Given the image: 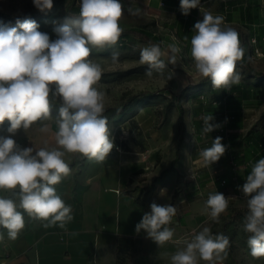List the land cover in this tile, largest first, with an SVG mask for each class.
<instances>
[{"label": "clouds", "instance_id": "clouds-1", "mask_svg": "<svg viewBox=\"0 0 264 264\" xmlns=\"http://www.w3.org/2000/svg\"><path fill=\"white\" fill-rule=\"evenodd\" d=\"M33 4L45 12L52 9L53 0H33ZM199 5L200 0H180L185 16ZM124 11L120 0H81L79 14L66 16L54 27L55 40L39 31V25L31 18H18L15 26L0 24V126L8 122L10 134L0 136V190L12 191L18 197V202L0 197V229L7 230L8 239L15 240L24 229L25 213L52 225L59 223L61 228L73 219L71 206L66 205L54 187L71 171L66 153L102 162L112 151L108 121L102 115L104 93L94 87L102 72L89 56L92 48L118 42ZM127 11L139 15V9L129 7ZM200 11L203 19L194 24L195 34L190 41L196 74L209 79L214 89H228L240 81L236 64L243 58L244 49L239 35L225 25L223 16L201 8ZM169 49L170 55L159 45L141 49L140 62L148 65V76L153 69L162 72L166 67L162 57L166 55L169 63H176L180 49L175 45H169ZM112 60H118V53H113ZM50 97L61 101L55 134L58 147H20L13 136L50 116ZM202 119L205 134L221 127L211 123L212 115ZM222 139L216 137L211 147L199 152L205 166L225 154L227 146ZM239 190L248 197L244 231L251 234L247 240L250 255L259 259L264 257V158L254 164ZM228 203L229 198L223 193L210 194L205 205L209 218L219 222ZM150 207L151 212L143 215L135 231L144 230L156 244L163 245L173 237L166 225L176 215V207L155 202ZM3 238L0 233V240ZM229 243L227 236L213 237L210 229L204 227L171 256V264H198L199 260L218 264Z\"/></svg>", "mask_w": 264, "mask_h": 264}, {"label": "crops", "instance_id": "crops-1", "mask_svg": "<svg viewBox=\"0 0 264 264\" xmlns=\"http://www.w3.org/2000/svg\"><path fill=\"white\" fill-rule=\"evenodd\" d=\"M143 1L150 9L154 2L158 7L164 4V0ZM206 11L223 16L225 25L237 31L244 49L243 58L236 64L240 81L226 89L228 99L242 98L244 102L247 93L251 99L248 103H258L256 99L264 97V83L253 85L257 77L247 78L246 69L239 64L264 72V0H206ZM254 37L262 49L261 56L254 53ZM245 103L238 108L237 120L230 119L228 130L233 132L229 136L234 140L246 135L245 111H257L245 108ZM222 109L214 108L210 113L212 122L224 127ZM193 120L197 133L177 138L170 146L160 136H155L158 140L149 138L158 134L140 125L130 149L110 152L102 162L88 159L84 168L70 171L54 187L71 206L73 219L61 228L59 223L52 225L25 213V227L15 240L0 229L4 237L0 240V264H171V256L206 227V201L210 194L223 190L219 179L226 173L212 168L216 162L203 164L199 152L211 147L216 137L206 142L198 118ZM262 129L258 133L263 136ZM0 197L18 202L12 191L0 190ZM153 202L177 210L166 225L173 237L163 245L156 244L144 230L135 231L143 215L151 212ZM198 264L207 262L199 260Z\"/></svg>", "mask_w": 264, "mask_h": 264}, {"label": "rangeland", "instance_id": "rangeland-1", "mask_svg": "<svg viewBox=\"0 0 264 264\" xmlns=\"http://www.w3.org/2000/svg\"><path fill=\"white\" fill-rule=\"evenodd\" d=\"M73 2L80 7L81 0H56L51 10L35 15L39 10L34 6L33 0H0V11L33 19L39 25V31L47 33L51 40H55L57 37L53 29L63 22L67 7ZM120 2L125 9L119 21L120 27H144L152 41L132 37V41H128V47L119 44L91 50L89 59L99 65L102 72L100 80L94 87L104 93V110L111 109L106 115L110 139L114 144L111 152L120 151L122 148L130 149V144H134L138 136L136 130L140 125L146 126L148 132L158 134L152 136L149 133V138L158 140L155 136H160L161 139L169 142L166 143L169 146L177 138L181 140L190 138L193 133L194 135L197 133L194 129L193 117L198 119L204 117L206 106L211 104L223 107L221 115L224 127L213 132H221V135L226 136L232 145L230 152H225L222 156V162H216L212 168L226 172L219 179L223 188L220 192L229 198V203L227 209L221 213L219 222L211 220L206 210L208 216L206 227L210 229L213 237L223 234L229 238L230 243L226 255L222 254V261H226L227 264H264V257L255 259L250 255L247 240L251 234L244 231V221L248 214V197L239 190L254 164L264 158V145L255 142L257 133L264 128V97L260 96L256 99L259 102L252 104L248 103L251 101L250 98H244L246 99L244 102H247L244 107L256 108L257 111L251 109L245 111L247 119L243 125L248 129L243 133L246 132V135L238 136L239 138L234 140L229 136L233 131L228 128H231L230 119L237 120L238 108L244 103L242 98L240 100L221 98L216 101L209 88L206 93V85H201L204 78L196 74L191 57L190 41L195 34L193 27L197 21L203 19L200 8L206 11V0H200V4L201 2L204 4L203 8L199 5L191 9L187 16L180 10V0H164L165 5L159 7L154 2L153 9H150L147 1L143 0H120ZM129 7L134 10L139 9V15L130 14L127 11ZM78 14L79 11H75L71 17ZM16 20L0 17V24L15 26ZM154 40L160 41V48L169 55L171 54L169 45H175L180 51L176 54L175 64L169 63L166 55L162 57L166 64L162 72L153 69L152 75L148 76V65L140 62V52L144 47L155 45ZM105 49H111L110 53L107 55L99 53ZM113 53H118L116 62L112 60ZM187 86L190 88L187 89ZM142 91H153L157 96L148 102L137 104L133 110L121 117L114 113L116 107ZM177 94L181 97H177ZM52 98L61 102L57 97ZM180 106L184 107L183 114H180ZM225 118H227L226 123ZM58 119V114H51L47 119L35 122L27 130H18L13 138L20 147H33L34 150L58 147L55 141ZM8 126H0V136L10 135L7 132ZM222 128L224 131L221 130ZM205 137L207 142L212 139L213 134H206ZM235 156H242L243 162H238ZM65 160L72 171L76 168L77 170L84 168L88 158L78 153H66ZM15 191L18 192V189Z\"/></svg>", "mask_w": 264, "mask_h": 264}, {"label": "trees", "instance_id": "trees-1", "mask_svg": "<svg viewBox=\"0 0 264 264\" xmlns=\"http://www.w3.org/2000/svg\"><path fill=\"white\" fill-rule=\"evenodd\" d=\"M55 2H56V0H53V5ZM79 9H80V7L76 6L73 2L69 7H67L65 15L71 17V16H73V14H75V11H79ZM38 13L42 14L44 12L39 11L35 15H38ZM0 17L6 18V19H18L19 18L21 20L26 18L24 16L23 17L15 16V15L8 14V13L1 12V11H0ZM122 29H123V31L119 37L118 42L115 45L121 44V45H124V47H128V45H129L128 41L129 40L132 41V37H139L142 40L152 41L151 36L146 32L144 27H129V28H122ZM154 43H155V45H160V41H158V40H154ZM115 45H113L111 47H114ZM110 50L111 49L101 50L99 53L102 55H107L110 53ZM239 65L242 66L244 69H246V72L248 74L247 78L257 77L256 81H252L253 85H256V86L259 85L260 86L264 83V72H255L254 70H252L250 68V66H248V64L243 63V62H241ZM242 73L244 74L245 72H242ZM247 84H249V82H247ZM201 85H206V87H208L209 90H211V92L213 93V96L216 97L215 98L216 101L221 99V98L222 99H228V97H227L228 92L226 91V89H221L218 92L217 89L213 88L211 81L209 79L204 78L201 82ZM188 88H190V86H187V89ZM156 96H157V94L153 91H142L139 94L131 96L122 105L116 107L114 110V113L116 115H118V117H121V116L125 115L126 113L130 112L131 110H133L137 104L148 102L151 99L155 98ZM177 97L180 98L181 95L177 94ZM248 97H250V96H249V94L246 93L245 98H248ZM228 100H230V99H228ZM231 100H233V98H231ZM50 103H51V114H58V109L60 107L61 102L50 97ZM219 107H221V106H213L212 104L210 106H206V112L204 115L205 116L206 115H212V113H210V111H212L214 108H219ZM109 110H111V109H109V108L105 109L102 115L104 117H106ZM179 111H180V114H183L184 113V107L180 106ZM198 120H199V124H200L201 128L203 129V127H204L203 119L200 118ZM211 123H213V122L211 121ZM7 125H8V122H5L4 126H7ZM202 134L206 135L205 133H203V131H202ZM208 134H213L214 138L218 137V136L223 137L221 134H218V132H211ZM249 137L250 136H247V138H249ZM255 142L259 145H264V136H262V134H260V133H257ZM230 145H232V144H230ZM226 152H228V151L226 150ZM234 158H236L238 162H243V160H244V158L242 156H235Z\"/></svg>", "mask_w": 264, "mask_h": 264}, {"label": "built area", "instance_id": "built-area-1", "mask_svg": "<svg viewBox=\"0 0 264 264\" xmlns=\"http://www.w3.org/2000/svg\"><path fill=\"white\" fill-rule=\"evenodd\" d=\"M203 6H204V4H203V2H201L200 7L203 8ZM257 41L258 40L255 37L251 39V42L254 44V53L257 56H261V55H263V52H262L261 47L259 45H257ZM221 130L224 131V128H222ZM222 138H223L222 143L227 146V151L230 152V143L228 142L227 137L223 136ZM223 182H225V180H223ZM220 264H227V263H226V261H222Z\"/></svg>", "mask_w": 264, "mask_h": 264}]
</instances>
